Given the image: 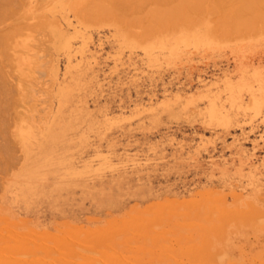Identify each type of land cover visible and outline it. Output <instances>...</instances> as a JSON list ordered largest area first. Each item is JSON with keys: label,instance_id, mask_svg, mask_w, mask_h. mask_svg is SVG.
<instances>
[{"label": "rangeland", "instance_id": "374dc122", "mask_svg": "<svg viewBox=\"0 0 264 264\" xmlns=\"http://www.w3.org/2000/svg\"><path fill=\"white\" fill-rule=\"evenodd\" d=\"M8 1L9 8L0 5V24L7 27L0 29L6 32L0 92L7 95L0 93V115L6 121L12 111L15 116L9 128L0 117L6 123L0 127L8 130L0 128V150L9 147L0 151L2 264H75L87 255V262L94 259L89 264H120L117 255L123 264H264V18L262 26L251 19L261 17L264 4L249 8L252 16L237 5L241 1H225L232 6L226 10L223 0H212L213 14L211 0ZM95 4L112 17L99 20ZM188 14L199 22L190 23ZM246 17L257 25L251 28L247 20L246 29ZM215 18L238 26L244 18L246 31L243 25L229 30V23L221 28ZM167 21L174 25L164 26ZM32 23L36 27L21 25ZM154 24L165 30L157 32ZM64 36L73 40L62 43L66 55L55 49L56 38ZM10 83L18 88L11 90ZM63 83L75 85L57 118V87ZM13 89L24 90L20 103L14 104ZM79 112L84 115L75 119ZM53 131L61 133L47 144ZM54 152L63 154L58 163L50 160ZM51 239L58 245L52 247ZM101 250L109 262L99 257Z\"/></svg>", "mask_w": 264, "mask_h": 264}, {"label": "bare ground", "instance_id": "6f19581e", "mask_svg": "<svg viewBox=\"0 0 264 264\" xmlns=\"http://www.w3.org/2000/svg\"><path fill=\"white\" fill-rule=\"evenodd\" d=\"M91 1H92V4L98 2L97 0H95L96 2H95V1L93 2V0H90V1H88V3L91 4ZM101 1H102V0H101ZM101 1H99V2H101ZM107 1H108V0H107ZM116 1H117V0H116ZM116 1L114 0L111 4H112V5H115ZM119 1H120V0H119ZM119 1H117V2H119ZM124 1H126V0H124ZM137 1H138V0H137ZM137 1H135L134 3H136ZM146 1H147V0H146ZM146 1H145V4H146L149 0H148L147 2H146ZM152 1H153V3H154L155 0H152ZM158 1H159V0H158ZM174 1L177 2V0H174ZM182 1H183V0H181V2H182ZM189 1H190V0H189ZM196 1H197V0H196ZM206 1H207V0H206ZM216 1H217V0H216ZM216 1H215V2H216ZM219 1H220V0H219ZM223 1H224V2L222 3V6H223V4L225 3V1H226V2H229V5H232V4L234 5V4H237L238 2L241 1V2H240L239 4H237V5H240V4H241L240 7H246V9H247L249 12H251V11H252L254 8H256L257 6H260L261 8H263V5H262V4H264V2H263L264 0H223ZM237 1H238V2H237ZM7 2H9V4L11 3V2L8 1V0H0V5L2 4V5L4 6V5L6 4V6H7V5H8ZM109 2H110V0H109ZM114 2H115V3H114ZM132 2H133V1H132ZM138 2H139V1H138ZM138 2H137V5H138ZM167 2H168V1H167ZM169 2H170V1H169ZM187 2H188V1H187ZM198 2H199V1H198ZM211 2H212V0H211ZM211 2H210V6H211V4L214 3V1H213L212 3H211ZM233 2H234V3H233ZM262 2H263V3H262ZM19 3H20V2H19ZM123 3H124V2H123ZM130 3H131V2H130ZM142 3H143V2H142ZM163 3H164V2H163ZM174 3H175V2H174ZM183 3H185V2H182V4H183ZM192 3H193V2H192ZM199 3H202V2H199ZM208 3H209V2H208ZM216 3H217V2H216ZM96 4H98V3H96ZM96 4H95V5H96ZM106 4H107V3H106ZM119 4H121V2H120ZM126 4H127V6H129V5H128L129 3H126ZM132 4H133V3H132ZM132 4H131V5H132ZM147 4H148V3H147ZM156 4H157V2L155 3V8L157 7ZM158 4L160 5L161 2L158 3ZM164 4H165V3H164ZM169 4H170V3H169ZM169 4H168V5H169ZM171 4H172V2H171ZM177 4H179V2H178ZM195 4H196V3H195ZM206 4H207V2H206ZM225 4H226V3H225ZM22 5H23V4L21 3V6H22ZM44 5H45V4H44ZM98 5H99V4H98ZM98 5H96V6L93 5V6H94L95 9H96L97 7H99V11H98L99 14L96 12V13H97L96 16H99V20H100V16H107V17H108V15L110 14V15H109L110 17L106 18L107 20H108L109 18L112 17V16H111V13H112V12H110V10H109V11H105L106 8H104V12H105V13H106V12H107V13L110 12V13H108V14L105 15V13L103 12L104 14H102V13L100 12V9H101L100 6H101V5H100V6H98ZM107 5H108V4H107ZM124 5H125V4H124ZM150 5H151V2H150ZM161 5H162V4H161ZM165 5H166V8H167V4H165ZM208 5H209V4H208ZM218 5H219V3H218ZM227 5H228V4H226V6H227ZM3 6H2V7H3ZM15 6H16V5H15ZM85 6H86V5H85ZM102 6H104L103 3H102ZM125 6H126V5H125ZM134 6H135V4H134ZM139 6H141V4H140ZM146 6L148 7V5H146ZM146 6H145L143 9H145ZM151 6H152V5H151ZM151 6H150V8H151V10H152V9H153V6H152V7H151ZM175 6H176V4H175ZM190 6H191V5H189V8H190ZM192 6H193V4H192ZM201 6H202V5H200V7H201ZM210 6H209V7H210ZM214 6H215V3H214ZM224 6H225V5H224ZM7 7H8V6H7ZM87 7H88V6H87ZM89 7H90V5H89ZM106 7H108V6H106ZM123 7H124V6H123ZM129 7H130V6H129ZM131 7H133V5H132ZM137 7H138V6H137ZM159 7H160V6H159ZM159 7H158V9H159ZM163 7H164V5H162V8H163ZM168 7H169V6H168ZM177 7H178V5H177ZM179 7H180V6H179ZM183 7H184V5H182V8H181V9H183ZM186 7H187V5H186ZM205 7H206V5H205ZM211 7H212V6H211ZM231 7H232V6H229V8H231ZM240 7H239V8H240ZM4 8H5V7H4ZM8 8H9V7H8ZM8 8H6V9H8ZM13 8H14V7H13ZM85 8H86V7H85ZM85 8L83 9V11H86ZM92 8H93V7H92V5H91V7H90L91 11H90V12H93V11L95 10V9H93V11H92ZM119 8H120V7H118V9H119ZM135 8H136V7H135ZM140 8H141V7H140ZM148 8H149V7H148ZM162 8L160 7V11H161ZM171 8H173V7H171ZM171 8H169V9H171ZM189 8H188V9H189ZM191 8H192V7H191ZM191 8H190V10H192ZM195 8H196V7H195ZM212 8L214 9V7H212ZM221 8H222V7H221ZM221 8H220V9H221ZM223 8H225V7H223ZM229 8H228V6H227L226 10L229 9ZM249 8L252 9V10H250ZM11 9H12V8H11ZM15 9L17 10V8H15ZM87 9H89V8H87ZM90 9H89V10H90ZM102 9H103V7H102ZM108 9H109V8H108ZM114 9H115V7H113V10H114ZM116 9H117V6H116ZM122 9H123V8H122ZM122 9H121V10H122ZM137 9H138V8H137ZM146 9H147V8H146ZM176 9H177V8H174V10H176ZM193 9H194V8H193ZM208 9H209V8H208ZM213 9H211V10H213ZM216 9H217V8H216ZM216 9H214L213 12H211V11H209V10H207V11H208V12H211V14H213L214 11H215ZM218 9H219V8H218ZM231 9H232V8H231ZM231 9H230V11L232 12L233 10H231ZM243 9H245V8H243ZM4 10H5V9H4ZM9 10H10V9H9ZM9 10H8L9 13L12 12V11H9ZM121 10H120V11H121ZM127 10H129V9H127ZM127 10H125V11H127ZM140 10H142V9H140ZM147 10H148V9H147ZM162 10H163V9H162ZM167 10H168V8H167ZM171 10H172V9H171ZM171 10H170V11H171ZM194 10H195V9H194ZM221 10H222V9H221ZM247 10H246V12H247ZM78 11H79V10H78ZM101 11H103V10H101ZM117 11H118V10H117ZM117 11H114V12H117ZM132 11H134V10H132ZM142 11H143V10H142ZM142 11H141V12H142ZM144 11H145V10H144ZM144 11H143L142 13H144ZM154 11H157V9H154ZM154 11L152 12L153 15H154ZM180 11H181V10H180ZM183 11H184V9H183ZM185 11H186L187 13H189L186 9H185ZM202 11L204 12V8H203ZM202 11L199 10V12H202ZM207 11H206V12H207ZM223 11H225V10H223ZM256 11H258V10L256 9V10L253 11V12H256ZM14 12H15V11H14ZM17 12H18V11H17ZM86 12L88 13V10H87ZM86 12H85V13H86ZM137 12H138V11H135V13H137ZM147 12H148V11H146L145 13L148 15ZM149 12H150V11H149ZM161 12L163 13V11H161ZM164 12H166V9H164ZM171 12H172V11H171ZM186 12H185V13H181V12H180V13L184 16V14H186ZM190 12H191V11H190ZM203 12H202V13H203ZM216 12H218V11H215V13H216ZM227 12H228V11H227ZM227 12H226V13H227ZM234 12H235V11H234ZM234 12H232V15H233ZM242 12H243L242 14H243V16H244V11H242ZM78 13H79V12H78ZM80 13H81V12H80ZM121 13H122V12H121ZM128 13H132V12H131V9H130V12H128ZM138 13H139V12H138ZM167 13H168V12H167ZM173 13H174V12H173ZM177 13H178V12H177ZM196 13H197V11H196ZM196 13H195L194 15H196ZM202 13H200V14H202ZM221 13H222V11H221ZM229 13H230V12H229ZM90 14H91V13H89V15H90ZM125 14H126V13H125ZM140 14H141V13H140ZM171 14H172V13H171ZM178 14H179V13H178ZM190 14L193 15V12L190 13ZM190 14H188L187 17L190 18ZM222 14H223V13H222ZM234 14H235V13H234ZM238 14H240V12H238ZM238 14H236V15L238 16ZM250 14L252 15V12H251ZM1 15H2V14H1ZM11 15H13V14L11 13ZM15 15H16V14H15ZM22 15H23V14H22ZM22 15H19V16L22 17ZM89 15H86V16H88L89 19H91ZM94 15H95V13L93 12V14L91 15V17H93ZM114 15H115V14H114ZM114 15H113V16H114ZM117 15H119V14H117ZM129 15H130V14H129ZM129 15H128V16H129ZM138 15H139V14H138ZM142 15H143V14H142ZM144 15H145V14H144ZM169 15H170V14H169ZM224 15H225V14H223V17H224ZM232 15H231V16H232ZM236 15H235V16H236ZM254 15H256V14L254 13ZM258 15H259V12H258ZM260 15H261V11H260ZM262 15H264V12H263ZM262 15H261V17H259L258 19H257V17H256V18H253V17H252L253 15L250 16V18L252 17V18H251L252 20L256 19L257 22H256V21H255V22H256L257 24H258V23L261 24V20H262V18H264V16H262ZM17 16H18V15H17ZM26 16H27V15H26ZM34 16H36V15H34ZM132 16H133V15H132ZM148 16H151L150 13H149ZM158 16H159V14H158ZM160 16H161V13H160ZM162 16H163V15H162ZM162 16H161V18H162ZM178 16H180V14H179ZM183 16H181V17H183ZM226 16H227V15H226ZM228 16H229V15H228ZM228 16H227V17H228ZM233 16H234V15H233ZM241 16H242V15H241ZM248 16H249V15L247 14V17H248ZM3 17H4V16H3ZM13 17H15V16H13ZM24 17H25V16H24ZM24 17H23V18H24ZM94 17H95V16H94ZM119 17H121V20H123V19L125 20V17L123 18V16H121V14H120ZM133 17H134V16H133ZM136 17H138V16H136ZM139 17H140V16H139ZM144 17H145V16H144ZM151 17H152V16H151ZM151 17H150V18H151ZM156 17H157V16H156ZM163 17H164V16H163ZM165 17H166V16H165ZM171 17H172V15H171ZM184 17H185V16H184ZM187 17H186V18H187ZM191 17H192V16H191ZM195 17H196V16H195ZM223 17L220 18V19H223ZM247 17L245 18V19H246L245 21H244V18H243V20L241 19V20H242V21H240V24H241V25H239V26H238L239 22L236 23L237 26H236V24H233L235 21H233V23L228 22L229 24L226 23V24L229 25V27H230V24L233 25V26L230 27L229 30L233 29V27H235V28L238 27V28H239V27H241L242 25H243L242 27H244V28H242V30H243V29H245V26H244L245 22H246V29H247V26L249 25V24L247 23V22H249V21H247V20H250L249 23H250V25H251V28L253 27V25H254V26L257 25V24H256L254 21H252L251 19H247ZM28 18H29V17H28ZM56 18H57V17H56ZM56 18H55V19H56ZM122 18H123V19H122ZM129 18H130V17H129ZM134 18H135V17H134ZM134 18H133V19H134ZM153 18H154V16H153ZM161 18H160V19H161ZM166 18H168V17H166ZM189 18H187V19L189 20ZM229 18H230V17H229ZM248 18H249V17H248ZM14 19H15V18H14ZM16 19L19 20L20 18L17 17ZM42 19H43V17H42ZM44 19H45V17H44ZM53 19H54V17H53ZM87 19H88V18H87ZM102 19H103V18H102ZM119 19H120V18H119ZM141 19H143V17H141ZM145 19H146V18H145ZM154 19H155V18H154ZM154 19H153V20H154ZM176 19H178V18H176ZM191 19H192V18H190V20H189L190 23H192L193 20H194V22H195V19H196V21L198 20L197 17H196L195 19H194V17H193L192 20H191ZM226 19H227V18H224L223 20H225V22H226ZM234 19H236V18H232V19H230L231 22H232V20H234ZM259 19H260V20H259ZM18 20H17V21H18ZM104 20H105V19H104ZM156 20H157V19H156ZM156 20H155V21H156ZM165 20H166V19H165ZM181 20H182L181 23H183V24H187V22H188V20H187V21L184 20V22H183V19H181ZM223 20H218V21H217V18H215V22L217 21V24H218L220 27H221L222 25H223V26L226 25V24L224 23ZM237 20H238V17H237ZM237 20H236V21H237ZM258 20H259L260 22H259ZM17 21H16V22H17ZM48 21H52L51 23H53L55 20L53 21V20L51 19V20H48ZM48 21H44V20H42V22H45V23L48 22ZM86 21H87V20H86ZM88 21H89V20H88ZM94 21H95V20H94ZM109 21H110V20H109ZM126 21H128V20H126ZM129 21H130V20H129ZM138 21H140V20H138ZM162 21H163V19H162ZM174 21H175V19L173 20V22H174ZM219 21H220V22H219ZM227 21H229V20H227ZM238 21H239V20H238ZM243 21H244V24L242 23ZM262 21L264 22V19H263ZM18 22H20V21H18ZM57 22H58V20H57ZM118 22H119V21H118ZM132 22H134V20H133ZM135 22H137V21H135ZM160 22H161V20H160ZM168 22H170V21H167L166 23L163 22V23H165L164 26H166L167 24L169 25ZM179 22H180V20H179ZM197 22H199V21H197ZM1 23H2V22H1ZM7 23H8V22H7ZM176 23H177V22L175 21V25H174L173 23L170 22V24H173L174 26H177V27H178V25H177ZM188 23H189V22H188ZM219 23H221V24H219ZM253 23H255V24H253ZM150 24H151V21H150ZM156 24H157V23H156ZM178 24H179V23H178ZM195 24H196V23H195ZM217 24L215 25V27H218ZM247 24H248V25H247ZM3 25H4V24H3ZM7 25H8V24H7ZM21 25L24 26V28H29L30 26H28V25H32V26L34 25V26H35V23L27 24V25H26V24H21ZM36 25H37V24H36ZM56 25H57V24H56ZM136 25H137V24H136ZM140 25H142V24H140ZM145 25H146V22H145ZM145 25H144V26H145ZM190 25H192V24H190ZM190 25L187 24L188 28H189ZM193 25H194V24H193ZM0 26H2V25L0 24ZM27 26H28V27H27ZM146 26H148V24H147ZM157 26H158V25L155 26V24H154L155 29L157 30V32H159V29L162 28V25L160 26L161 28L159 27V29L156 28ZM169 26H170V25H169ZM184 26H185V25H184ZM223 26H222V27H223ZM258 26H259V25H258ZM261 26H262V24H261ZM3 27H4V26H2L0 29H3ZM35 27H36V26H35ZM154 27H153V28H154ZM185 27H186V26H185ZM222 27H221V28H222ZM10 28H11V27H10ZM30 28H32V27H30ZM143 28H144V27H143ZM153 28H152V31L155 33L156 31H155V29L153 30ZM165 28H168V26L165 27ZM175 28H176V27H175ZM248 28H250V27H248ZM251 28H250V29H251ZM4 29H7V27H4ZM11 29H12V28H11ZM11 29H10V30H11ZM62 29H63V28H62ZM145 29H148V28L145 27ZM149 29H150V27H149ZM162 29H163V28H162ZM176 29H177V28H176ZM223 29H224V28H223ZM223 29H222V31H223ZM236 29H237V28H236ZM246 29H245V31H246ZM258 29H259V28H258ZM13 30H14V29H13ZM26 30H27V29H26ZM30 30H31V29H29V31H30ZM33 30H34V29H33ZM163 30H165V29H163ZM214 30H215V28H214ZM217 30H219V27L217 28ZM233 30H234V29H233ZM253 30H254V29H253ZM253 30H252V31H253ZM256 30H257V29H256ZM6 31H7V30H6ZM147 31H149V30H147ZM147 31H146V33H147ZM150 31H151V30H150ZM152 31H151V32H152ZM161 31H162V30H160V32H161ZM220 31H221V29H220ZM226 31H227V29L225 30V32H226ZM243 31H244V30H243ZM0 32H1V31H0ZM11 32H12V31H11ZM151 32H150V33H151ZM228 32H229V31H228ZM228 32H227V33H228ZM1 33H2V34H1ZM1 33H0V36H1L2 38L0 37V41H3V40H4L3 37H5L6 32L3 30V32H1ZM3 33H4L5 35H4ZM148 33H149V32H148ZM220 33H221V32H220ZM245 33H246V32H245ZM245 33H244V34H245ZM61 34H62V33H59V35H61ZM223 34H225V33H223ZM246 34H247V33H246ZM20 35H21V34H20ZM211 35H212V33H211ZM214 35H215V34H214ZM227 35H228V34H227ZM234 35H235V34H234ZM15 36H16V35H15ZM18 36H19V34H18ZM224 36H225V35H224ZM217 37H218V36H217ZM1 39H2V40H1ZM2 43H3V42H2ZM2 43L0 42V45H1ZM62 43H66V44L73 43V40L69 39L68 36H64L63 39L56 38V41H55V49H56L57 53L62 54V55H66L67 50H65V49L63 48ZM0 58H5V56L2 55ZM63 60H64V59H63ZM69 61H72V60H69V57L67 56V64H66V69H65L66 72H67V74H68V73L71 74V68H70V67H71L72 64H73V63L71 64ZM54 62H55V61H54ZM1 70H2V69H1ZM1 70H0V71H1ZM3 70H4V69H3ZM56 70H57V68H56ZM3 72H5V71H1V72H0V77H1V74H2V76H3L2 78H4V80H5V77H4V76H6V75H4ZM7 72H8V71H7ZM46 72H47V74H48L49 70H47ZM12 73H13V72H9V75H11ZM6 74H7V73H6ZM55 74H56V73H55ZM70 74H69V75H70ZM25 75H26V74H25ZM7 76H8V74H7ZM19 76H20V75H19ZM62 76H63V75H62ZM10 77H11V76H10ZM13 78H14V77H13ZM58 79H59V77H58ZM68 79H69V78H68ZM4 80H3V81H4ZM0 81L2 82V79H1V78H0ZM5 81H6V80H5ZM68 82H69V81H68ZM5 83H6V82H5ZM16 83H17V82H16ZM56 83H57V82H56ZM1 84H2V83H0V85H1ZM10 84H11V85H10V89H11L12 87L15 88V89L18 88V87L16 88V86H12L13 83H10ZM21 84H24V85H22V87H23V86L25 87V85H26L27 83H21ZM14 85H15V84H14ZM74 85H75V84H70V83H69V84H65V83H63V84H59V86L57 87V94L60 92L58 98L62 101V103H59V102H58V104H60V106H61V109H60L59 111H57L58 114H55V115H57V118H59V116L61 115L60 113H63V108H64V106H65V111H64V113L66 112L67 104H68V102H70L71 96L73 95V94H72V88H71V86H74ZM1 86H2V85H1ZM11 86H12V87H11ZM29 86H30V85H29ZM49 86H50V85H49ZM54 86H55V85H54ZM3 87H4V84H3ZM5 87H6V84H5ZM7 87H8V86H7ZM7 87H6V88H7ZM26 87H27V85H26ZM31 87H32V86H31ZM8 88H9V87H8ZM0 89H2V87H1ZM15 89H13V94H14L15 92L18 91V90L15 91ZM22 89H23V88H22ZM24 89H26V88H24ZM30 89L32 90V88H30ZM6 90H7V93H8V89H6ZM11 90H12V89H11ZM27 90H29V87H27L26 91H27ZM0 91H1V90H0ZM3 91H4V90H3ZM20 91H22V90H20ZM20 91H18L17 94L15 93L14 96H16V97H13V98L10 97V99H11V98H12V100H13L14 98L17 99V95H18V93H19ZM26 91H25V92H26ZM29 91H30V90H29ZM5 92H6V91H5ZM5 92H0V93H1V96L3 95V99H4V96H5V98L7 97V95L2 94V93H5ZM9 92H10V90H9ZM23 92H24V90H23L21 93H23ZM9 94H10V93H8V95H9ZM27 94H28V92H26V95H27ZM31 94H32V93H31ZM31 94H30V95H31ZM19 95H20V94H19ZM21 95H22V94H21ZM11 96H13V95H11ZM66 96H67V98H66ZM28 97H29V95H28ZM30 97H31V96H30ZM32 97H33V95H32ZM50 98H51V97H50ZM0 99H1V97H0ZM3 99H1V101H2ZM15 99H14V101H15ZM19 99H21V96H20ZM19 99H17V101H15V102L13 101L14 104L17 103V102H19V101H18ZM25 99H27V97H25ZM25 99H24V100H25ZM48 99H49V98H48ZM5 100H6V99H5ZM5 100H4V101H5ZM21 100H22V99H21ZM29 100H30V99H29ZM8 101H9V97H8ZM6 102H7V100H6ZM13 102L11 101V103H13ZM20 102H21V101H20ZM20 102H19V103H20ZM23 102H24V101H22V103H23ZM31 102H32V100H31ZM34 102H35V101H34ZM11 103H9V104L11 105ZM19 103H18V104H19ZM0 104H1V102H0ZM2 104H3V103H2ZM4 104H5V102H4ZM14 104H13V105H14ZM35 104H36V103H35ZM46 104H47V103H46ZM7 105H8V104H7ZM13 105H11V107H12ZM27 105H28V104H27ZM30 105H32V104L30 103ZM0 106H1V105H0ZM4 106H5V105H4ZM16 106H18V105H16ZM28 106H29V105H28ZM9 107H10V106H9ZM23 107H24V106H23ZM69 107H70V106H69ZM1 108H3V105H2ZM6 108H7V107H6ZM32 108H33V106H32ZM35 108H36V107H35ZM134 108H135V107H134ZM4 109H5V108H4ZM4 109L1 110V111H4ZM9 109H10V108H9ZM12 109H13V107H12ZM15 110H16V108H15ZM131 110H132V109H131ZM1 111H0V112H1ZM6 111H8V110H6ZM11 111H12V110H11ZM17 111H18V110H17ZM27 111H28V110H27ZM92 111H93V110H92ZM104 111H105V110H104ZM4 112H5V111H4ZM4 112H2V113H4ZM18 112H19V111H18ZM20 112H21V111H20ZM2 113H1L0 117L3 116V119L1 118L2 123H3V122L6 121V120H4V117H5V116H4V114L2 115ZM12 113H13V114H12V117L14 118V116H15V112L12 111ZM27 113H28V112H27ZM83 113H84V112H79L78 115L75 116L74 118L77 119V117H79V116H81V115H84ZM8 114H9V112H8ZM31 114H33V113L31 112ZM67 114H68V113H67ZM69 114H70V113H69ZM120 114H121V113H120ZM5 115H6V117H7V114H5ZM47 115H48V114H47ZM122 115H123V114H122ZM8 116H9V115H8ZM30 116H31V115H30ZM9 117H10V116H9ZM13 118H10V119L13 120ZM79 118H80V117H79ZM79 118H78V119H79ZM116 118H117V117H116ZM10 119L8 120V118H7V121H10ZM122 119H123V118H122ZM7 121H6V122H7ZM11 122H12V121H11ZM23 122H24V121H23ZM0 123H1V121H0ZM7 123H8V122H7ZM9 123H10V122H9ZM9 123H8V126H6V127H8V128H9V126L12 125V124L9 125ZM61 123H62V122H61ZM139 123H140V122H139ZM0 125L2 126L3 124H0ZM5 125H6V123H5ZM5 125H3V126H5ZM0 128H2V130H1V129H0V130H1L3 133L7 130V129L5 130L4 127H0ZM10 128H11V127H10ZM3 129H4L5 131H4ZM51 130H52V129H51ZM57 130H59V129H57ZM60 130H61V129H60ZM66 130H67V129H66ZM136 130H137V129H136ZM7 131H8V130H7ZM61 131H64V130H61ZM61 131H53V132H51V133H50L51 135L48 136V137H49V140H48L46 143L48 144L49 141H50V142L54 141L56 138L53 137V135L56 134L57 132H58V134L60 135ZM88 131H89V130H88ZM49 132H50V131H49ZM138 132H139V131H138ZM140 132H141V131H140ZM5 134L8 135L7 132H6ZM5 134H3V135L6 136ZM58 134H57V135H58ZM128 134H130V133H128ZM0 135H2V134L0 133ZM9 135H10V134H9ZM92 135H94V134H92ZM127 136H128V135H127ZM131 136H132V135H131ZM135 136H136V135H135ZM56 137H57V136H56ZM2 138H3V137H2ZM51 138H52V140H50ZM4 139H5V141L7 140L6 138H4ZM8 139H9L8 141H11V139H10L9 137H8ZM91 139H92V138H91ZM91 139H90V141H91ZM114 139H115V138H114ZM127 139H128V138H127ZM129 139H130V138H129ZM0 140H1V139H0ZM107 140H108V139H107ZM141 140H142V138H141ZM8 141L6 142L7 145H5V146H8V145L11 143V142L8 143ZM0 142H1V141H0ZM2 142H3V144L5 143L4 141H2ZM55 143H56V142H55ZM124 143H125V142H124ZM146 143H147V142H146ZM44 144H45V143H44ZM94 144H95V143H94ZM95 145H96V144H95ZM120 145H121V144H120ZM150 145H151V144H150ZM13 146H14V144H13ZM13 146H11V147H13ZM89 146H90V145H89ZM153 146H154V145H153ZM3 147H4V146H3ZM3 147H2V149H3ZM55 147H56V146H55ZM55 147H54V148H55ZM126 147H127V146H126ZM0 148H1V146H0ZM4 148H5V147H4ZM8 148H9V147H7V149H6V148H5V149L8 151V150H9ZM128 148H129V147H128ZM147 148H148V147H147ZM2 149H1L0 151H2ZM5 149H4V150H5ZM118 149H119V148H118ZM150 149H151V148H150ZM6 150H5V151H6ZM95 150H96V149H95ZM87 151H88V150H87ZM176 151H177V150H176ZM176 151H175V152H176ZM45 152H46V151H45ZM136 152H137V151H136ZM149 152H150V151H149ZM171 152H172V151H171ZM2 153H3V152H2ZM6 153H7V152H6ZM54 153H55V152H54ZM172 153H174V151H173ZM84 154H85V153H84ZM84 154H83V156L86 157V154H85V155H84ZM122 154H123V153H122ZM140 155H141V154H140ZM178 155H179V154H178ZM199 155H200V154H199ZM2 156H3V155H2ZM79 156H80V155H79ZM165 156H166V155H165ZM167 156H168V155H167ZM49 157H50V160H51L52 162H57V163H58V161H61V160L64 158V157H63V154H61V153H58V154L55 153V156H49ZM112 157H113V156H112ZM172 157H173V156H172ZM101 158H102V157H101ZM115 158H116V157H115ZM119 158H120V157H119ZM135 158H136V157H135ZM137 158H138V157H137ZM141 158H142V157H141ZM141 158H140V159H141ZM147 158H148V157H147ZM0 159H1V158H0ZM3 159H4V158H3ZM138 159H139V158H138ZM171 159H172V158H171ZM84 161H85V160H84ZM97 161H98V160H97ZM4 162H5V161H4ZM149 164H150V163H149ZM166 164H167V163H166ZM166 164H165V166H166ZM143 165H144V164H143ZM173 165H174V164H173ZM22 166H23V165H22ZM176 166H177V165H176ZM145 167H146V166H145ZM158 167H159V166H158ZM147 168H148V167H147ZM165 168H166V167H165ZM168 169H169V168H168ZM125 171H126V170H125ZM125 171H124V172H125ZM127 172H128V171H127ZM155 172H156V171H155ZM109 173H111V172H109ZM118 173H120V172H118ZM151 173H152V172H151ZM162 173H163V172H162ZM179 173H180V172H179ZM112 174H113V173H112ZM142 174H143V173H142ZM170 175H172V174H170ZM170 175H169V176H170ZM143 176H144V175H143ZM190 176H191V175H190ZM128 178H129V177H128ZM168 178H169V177H168ZM168 178H167V179H168ZM132 179H133V178H132ZM143 179H144V178H143ZM151 179H152V178H151ZM170 179H171V178H170ZM179 179H180V178H179ZM159 180H160V179H159ZM190 180H192V179H190ZM157 181H158V180H157ZM187 181H188V180H187ZM174 182H175V181H174ZM184 182H185V181H184ZM255 182H256V181H255ZM50 183H51V182H50ZM127 183H128V182H127ZM168 183H169V182H168ZM186 183H187V182H186ZM190 183H191V182H190ZM128 184H129V183H128ZM169 184H170V183H169ZM184 184H185V183H184ZM244 184H245V183H244ZM160 185H161V184H160ZM165 186H167V185L165 184ZM166 189H167V188H166ZM175 189H176V188H175ZM35 190H36V189H35ZM169 190H170V189H169ZM159 191H160V190H159ZM160 192H162V191H160ZM170 192H171V191H170ZM155 193H156V192H155ZM185 203H186V202H185ZM218 204H219V203H218ZM178 205H179V204H178ZM186 205H187V204H186ZM191 205H192V204H191ZM235 205H236V204H235ZM232 206H233V205H232ZM187 207H188V206H187ZM235 208H236V207H235ZM174 209H175V208H174ZM191 209H192V208H191ZM0 228H1V227H0ZM0 230H2V229H0ZM3 231H5V230H3ZM3 231H2V232H3ZM2 232H1V234H2ZM5 232H6V231H5ZM16 234H18V233H16ZM21 235H22V234H21ZM2 236H3V235H2ZM6 236H7V235H6ZM17 236H18V235H17ZM79 236H80V235H79ZM79 236H78V237H79ZM92 236H93V235H92ZM25 237H26V236H25ZM27 237H29V236H27ZM8 238H9V237H8ZM18 238H19V237H18ZM56 238H57V237H56ZM85 238H86V236H85ZM3 239H4V238H3ZM26 239H27V238H26ZM28 239H29V238H28ZM30 239H32V238L30 237ZM53 239H54V238H53ZM62 239H63V238H62ZM87 239H88V238H87ZM215 239H216V238H215ZM8 240H9V239H8ZM10 240H11V239H10ZM10 240H9V242H10ZM49 240H50V239L48 238L47 241H49ZM58 240H59V239H58ZM58 240H57V241H58ZM76 240H77V239H76ZM95 240H96V239H95ZM95 240H94V241H95ZM97 240H98V239H97ZM6 241H7V239L5 240V242H6ZM83 241H85V240L83 239ZM88 241H90V240H88ZM94 241H93V242H94ZM215 241H216V240H215ZM11 242H12V240H11ZM11 242H10V243H11ZM23 242H25V241L23 240ZM52 242H53V243H52ZM64 242H65V243H64ZM64 242H63V244H67V245L69 246L68 241L66 242V241L64 240ZM29 243L32 244V243H31V240L29 241ZM29 243H28V241H27V242H26V245L29 244ZM54 243H56V244H54ZM59 243H60V242H59ZM74 243H76V242L74 241ZM77 243L80 244L79 241H78ZM77 243H76V244H77ZM84 243H85V242H84ZM98 243H99V242H98ZM101 243H102V242H101ZM6 244H7V243H6ZM51 244L54 245V246H52V247H55V245H56V246L58 245V243L56 242V240H55V242H54V240L52 241V239H51ZM71 244H72V243H71ZM71 244H70V245H71ZM76 244H75V245H76ZM78 244H77V245H78ZM7 245H9V244H7ZM35 245H37V244L35 243ZM61 245H62V244H61ZM61 245H60V246H61ZM67 245H64V247H66ZM75 245H74V246H75ZM42 246H43V245H42ZM68 246H67V247H68ZM82 246H83V245H82ZM82 246H81V247H82ZM103 246H104V245H103ZM164 246H165V245H164ZM25 247H26V246H25ZM35 247H36V246H35ZM50 247H51V245H50ZM52 247H51V248H52ZM64 247L62 246V247H60V248L63 249ZM67 247H66L65 249H67ZM69 247H70V246H69ZM77 247H79V249L81 248L80 246H77ZM77 247H71V248L74 249V248H77ZM98 247L100 248V246H98ZM101 247H102V246H101ZM1 248H2V247H1ZM3 248H4V247H3ZM46 248L49 249L48 246H47ZM56 248H57V247H56ZM96 248H97V247H96ZM103 248L105 249V247H102V249H103ZM167 248H168V247H167ZM28 249H29V247H28ZM44 249H45V246H44ZM81 249H83L82 252H84V246H83ZM42 250H43V249H42ZM49 250H50V249H49ZM55 250H56V249H55ZM74 250H75V249H74ZM77 250H78V249H77ZM77 250H76V251H77ZM201 250H202V249H201ZM0 251H1V249H0ZM36 251H38V250H36ZM43 251H44V250H43ZM52 251H53V248H52ZM67 251H68V250H67ZM67 251H66L65 253H67ZM78 251H81V250H78ZM101 251H102V250H101ZM26 252H28V251H26ZM50 252H51V251H50ZM54 252H55V251H54ZM60 252H62L61 249H60ZM85 252H86V251H85ZM102 252H103V255H99V257L101 258V256H102L101 259L107 260V261L109 262L110 260H108V258H110V257L106 258V257L108 256L107 253H106V251L104 250V251H102ZM147 252H148V251H147ZM2 253H4V252H2ZM2 253H1V254H2ZM68 253H69V252H68ZM79 253H81V252H79ZM99 253L101 254L100 251H99ZM104 253H105V255H104ZM112 253H113V251H112ZM115 253H116V252H115ZM203 253H204V252H203ZM1 254H0V259H1V260H0V263L2 264V262H4V260H5L6 258H3L4 255L1 256ZM7 254H8V252H7ZM15 254H16V253H14L13 255H15ZM17 254H18V253H17ZM59 254H61V253H59ZM74 254H75V253H74ZM76 254H77V252H76ZM83 254H84V253H83ZM166 254H167V253H166ZM215 254L217 255V253H215ZM9 255H11V254H9ZM19 255H20V254H19ZM19 255H18V256H19ZM21 255H22V257L24 256V254H21ZM21 255H20V256H21ZM25 255H26V254H25ZM27 255H28V254H27ZM66 255H67V254H66ZM77 255H78V254H77ZM112 255L114 256V254H112ZM115 255H116V254H115ZM202 255H203V254H202ZM219 255H221V254H219ZM15 256H16V255H15ZM58 256H59V255H58ZM72 256H73V255H72ZM78 256H79V255H78ZM87 256H88V255H87ZM87 256H84V257H85V258H84V262H81V260H80V262H81L82 264H84V263H85V264H89V262H90L91 260H92V261L94 260V259H90L89 262H87V260H86V259H87ZM104 256H106V257H104ZM123 256H124V255H123ZM5 257H6V256H5ZM13 257H14V256H13ZM67 257H68V256H67ZM67 257H66V258H67ZM69 257H71V256H69ZM73 257H74V256H73ZM75 257H76V256H75ZM214 257H215V255H214ZM8 258H9V257L7 256V259H8ZM20 258H21V257H20ZM58 258H59V257H58ZM64 258H65V256H64ZM66 258H65V259H66ZM71 258H72V257H71ZM77 258H78V257H77ZM79 258H80V257H79ZM105 258H106V259H105ZM117 258H118V261L120 260V264H121V263L123 262V260L121 261V259H122V255H121V258L119 257V255H117V256H116V259H117ZM126 258H128L127 255H126ZM205 258H206V257H205ZM207 258L209 259V257H207ZM215 258H216V257H215ZM26 259H27V257H26ZM13 260H15V259H13ZM13 260H10V259H9V261L12 262V263L14 264V261H13ZM23 260H24V259H23ZM28 260H29V259H28ZM134 260H135L134 258H133V259L131 258V261H134ZM147 260H148V259H146L145 261H147ZM5 261H7V260H5ZM25 261H27V260H25ZM51 261H52V260H51ZM51 261H50V262H51ZM55 261H56V260H55ZM98 261H99V260H98ZM136 261L138 262L139 260H137V258H136ZM136 261H134V262H136ZM69 262H70V261H69ZM76 262H78L77 264L80 263L79 261H76ZM76 262H75V264H76ZM95 262H96V261H95ZM103 262H104V261H103ZM124 262H126V260H125ZM140 262H141V261H140ZM143 262H144V261H143ZM6 263H7V262H6ZM6 263H4V264H6ZM26 263H27V262H26ZM29 263H30V262H29ZM47 263H48V262H47ZM52 263H53V262H52ZM52 263H50V264H52ZM81 263H80V264H81ZM90 263H91V262H90ZM109 263L112 264V262H109ZM9 264H10V263H9ZM24 264H25V263H24ZM69 264H70V263H69ZM71 264H72V263H71ZM113 264H116V263L113 262ZM122 264H123V263H122ZM125 264H126V263H125ZM136 264H138V263H136Z\"/></svg>", "mask_w": 264, "mask_h": 264}, {"label": "crops", "instance_id": "0c3cea01", "mask_svg": "<svg viewBox=\"0 0 264 264\" xmlns=\"http://www.w3.org/2000/svg\"><path fill=\"white\" fill-rule=\"evenodd\" d=\"M76 174H79V173H76ZM62 177H64V176H62Z\"/></svg>", "mask_w": 264, "mask_h": 264}]
</instances>
